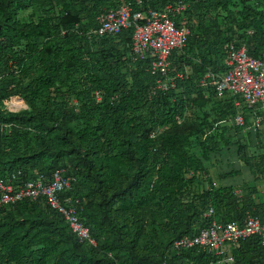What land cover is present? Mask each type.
Returning <instances> with one entry per match:
<instances>
[{
  "label": "trees",
  "instance_id": "trees-1",
  "mask_svg": "<svg viewBox=\"0 0 264 264\" xmlns=\"http://www.w3.org/2000/svg\"><path fill=\"white\" fill-rule=\"evenodd\" d=\"M173 1L0 0V178L50 181L65 168L75 180L61 194L80 199L95 239L80 241L43 197L25 198L0 210V264H210L198 247H172L209 223L210 207L218 222H264V111L194 86L225 71L227 40L264 53V0H183L190 34L171 54L167 90L148 59L131 60L132 27L89 34L106 8ZM11 95L26 106L9 111ZM229 252L226 264H264L258 235Z\"/></svg>",
  "mask_w": 264,
  "mask_h": 264
},
{
  "label": "built area",
  "instance_id": "built-area-1",
  "mask_svg": "<svg viewBox=\"0 0 264 264\" xmlns=\"http://www.w3.org/2000/svg\"><path fill=\"white\" fill-rule=\"evenodd\" d=\"M138 4L141 0H136ZM187 4L183 0H175L162 9L133 10L129 2L115 8H106L97 16V26L89 34L99 36L116 34L123 28L132 27L130 43V58L132 61L148 59L149 70L160 74L163 78L157 80V87L167 90L174 87V76H168L171 67V54L181 49L187 42L190 27L184 15ZM225 71L215 73L205 72L195 83L197 87H214L218 96L230 92L236 96L234 105L242 103L255 110L264 111V53L259 56L249 54L245 44L227 40L223 44ZM177 76H181L177 74ZM97 100L100 99V93ZM9 111H16L26 106L19 95H11L2 101ZM178 119L180 123L181 119ZM261 117L256 116L253 126H258ZM238 125L244 123L240 113L234 116ZM2 126H5L4 124ZM34 177L21 179V172L10 173L0 178V210L25 198L37 199L43 197L46 204L61 214L70 230L80 241L95 244L90 230L79 217L80 199L72 196H62V192L71 188L75 177L66 174L65 168H57L52 172L51 180L46 181L44 173L34 171ZM213 214L210 207L205 216ZM251 235H258L264 256V222L247 214L243 222L226 223L211 220L193 235H183L172 242L176 250L198 247L216 257V263L226 264L232 261L228 252L232 244Z\"/></svg>",
  "mask_w": 264,
  "mask_h": 264
},
{
  "label": "crops",
  "instance_id": "crops-1",
  "mask_svg": "<svg viewBox=\"0 0 264 264\" xmlns=\"http://www.w3.org/2000/svg\"><path fill=\"white\" fill-rule=\"evenodd\" d=\"M259 116V115H258ZM255 118V117H254ZM254 118L252 119V123H251V127H253V121H254ZM259 124H260V122H259ZM258 192H259V195H260V199L264 202V188H258ZM210 217V221L211 220H215V219H212L211 218V216H209ZM218 222V221H217ZM229 252V251H228ZM230 253V252H229ZM232 256V255H231ZM230 263V262H229Z\"/></svg>",
  "mask_w": 264,
  "mask_h": 264
},
{
  "label": "rangeland",
  "instance_id": "rangeland-1",
  "mask_svg": "<svg viewBox=\"0 0 264 264\" xmlns=\"http://www.w3.org/2000/svg\"><path fill=\"white\" fill-rule=\"evenodd\" d=\"M263 127H264V124H263ZM213 171V170H212ZM214 174V171L212 172ZM216 180V179H215ZM258 187L261 189V188H264V179L262 181H260L258 183Z\"/></svg>",
  "mask_w": 264,
  "mask_h": 264
}]
</instances>
